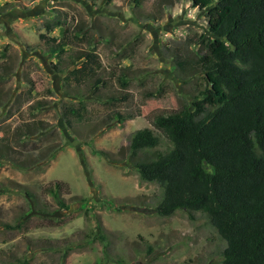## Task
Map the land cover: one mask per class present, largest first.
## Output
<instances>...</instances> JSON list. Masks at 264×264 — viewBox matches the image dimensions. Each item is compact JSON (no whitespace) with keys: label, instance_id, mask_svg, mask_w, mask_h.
Segmentation results:
<instances>
[{"label":"rangeland","instance_id":"rangeland-1","mask_svg":"<svg viewBox=\"0 0 264 264\" xmlns=\"http://www.w3.org/2000/svg\"><path fill=\"white\" fill-rule=\"evenodd\" d=\"M7 4L15 7L0 18V264H221L225 242L210 223L182 210L159 217L160 188L133 167L169 146L153 118L204 88L205 12L189 0H0ZM54 21L61 26L45 27ZM82 28L92 44L79 35L67 69L47 49ZM97 78L104 84L95 87ZM80 97L86 122L68 127L63 107ZM114 112L133 119L111 120ZM144 128L159 145L131 158L129 139ZM55 183L67 210L49 193ZM29 200L61 217L26 218Z\"/></svg>","mask_w":264,"mask_h":264},{"label":"trees","instance_id":"trees-1","mask_svg":"<svg viewBox=\"0 0 264 264\" xmlns=\"http://www.w3.org/2000/svg\"><path fill=\"white\" fill-rule=\"evenodd\" d=\"M189 2L205 12L211 35L204 42V88L192 102L184 101L176 111L153 118L152 126L169 146L133 167L140 182L160 188L155 207L159 217L182 210L190 220L198 213L210 223L225 242L221 264H264V0ZM14 7L0 6V18ZM60 26L54 21L45 27ZM79 35L92 44L93 38L82 28L62 34L47 53L64 61L65 68L73 67V42ZM86 69L95 76L92 66ZM103 84L100 78L94 81L95 87ZM127 99L123 94L108 101ZM63 108L68 127L86 122L87 103L81 97ZM110 119L124 122L133 114L114 112ZM158 145L152 130L139 129L129 139L130 157ZM60 188L55 183L49 193L67 210L59 198Z\"/></svg>","mask_w":264,"mask_h":264},{"label":"water","instance_id":"water-1","mask_svg":"<svg viewBox=\"0 0 264 264\" xmlns=\"http://www.w3.org/2000/svg\"><path fill=\"white\" fill-rule=\"evenodd\" d=\"M29 204H30V213L26 216L27 217H30L32 215H40V216H43V217H53V218H59L61 217V215L58 213V212H55L54 214H51V215H47V214H43V213H38L37 211L34 210V206H33V203L29 200Z\"/></svg>","mask_w":264,"mask_h":264}]
</instances>
